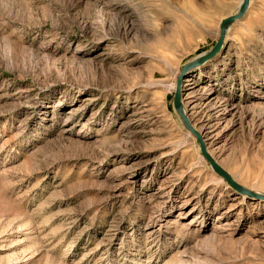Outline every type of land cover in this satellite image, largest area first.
I'll return each mask as SVG.
<instances>
[{
	"label": "rangeland",
	"instance_id": "1",
	"mask_svg": "<svg viewBox=\"0 0 264 264\" xmlns=\"http://www.w3.org/2000/svg\"><path fill=\"white\" fill-rule=\"evenodd\" d=\"M238 2L0 0V264H264V200L172 105ZM187 76L209 154L264 194V0Z\"/></svg>",
	"mask_w": 264,
	"mask_h": 264
},
{
	"label": "water",
	"instance_id": "2",
	"mask_svg": "<svg viewBox=\"0 0 264 264\" xmlns=\"http://www.w3.org/2000/svg\"><path fill=\"white\" fill-rule=\"evenodd\" d=\"M248 5H249V0H242L239 5V9L235 14L229 15L220 21L219 35L213 46L207 52L199 55L198 57L189 61L188 63L184 64L181 67V72L178 74V76L175 79L172 105L174 110L178 114L179 118L181 119V122L183 123L185 129L196 139L202 157L209 164L212 170L216 172L219 176H221L227 182V184L236 192L248 197L264 200V194H259L252 190H249L244 186H242L241 184H239L238 182H236L232 178V176L225 169H223L216 162V160L209 154L203 136L194 128L191 121L189 120V117L182 109V103H181L182 80L186 77L189 71H191L194 68H197L198 66L204 64L206 61L212 59L217 55V53L223 47L227 27H229V25H231L233 22H235L236 20L242 17V15L245 13V11L248 8Z\"/></svg>",
	"mask_w": 264,
	"mask_h": 264
},
{
	"label": "bare ground",
	"instance_id": "3",
	"mask_svg": "<svg viewBox=\"0 0 264 264\" xmlns=\"http://www.w3.org/2000/svg\"><path fill=\"white\" fill-rule=\"evenodd\" d=\"M241 1L242 0H239V2H238V5H237V8H236V10H235V12H233L232 14H235L237 11H238V9H239V5H240V3H241ZM249 3H250V0H249ZM249 6V5H248ZM196 14V16L201 20L203 17L200 15V14H198V13H195ZM232 14H230V15H232ZM229 16V15H228ZM227 17V16H226ZM197 18V19H198ZM202 21V20H201ZM230 26V25H229ZM228 29H229V27H227V29H226V32L228 31ZM196 57H198V56H196ZM196 57H194L193 59H195ZM193 59H191V60H193ZM190 60V61H191ZM191 80V77L190 76H187V77H185L183 80H182V82H184V83H188L189 81ZM182 109H183V106H182ZM184 110V109H183ZM181 120V119H180ZM255 192V191H254ZM256 193H259V194H263V193H261V192H256Z\"/></svg>",
	"mask_w": 264,
	"mask_h": 264
}]
</instances>
